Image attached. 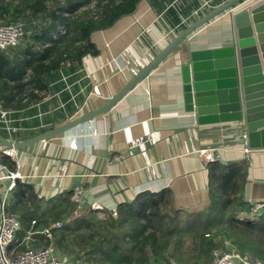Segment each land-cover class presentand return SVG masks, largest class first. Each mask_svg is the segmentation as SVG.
<instances>
[{"label": "crops", "instance_id": "obj_1", "mask_svg": "<svg viewBox=\"0 0 264 264\" xmlns=\"http://www.w3.org/2000/svg\"><path fill=\"white\" fill-rule=\"evenodd\" d=\"M205 1L140 0L135 12L92 35L100 49L97 55L86 56L76 68L65 64L39 103L12 115L22 127L18 133L11 137L0 133L22 141L100 107L175 35L227 0H210L212 6L203 7ZM255 1L245 0L233 11ZM231 22L226 12L197 29L105 113L54 138L16 149L20 171L30 175L27 183L45 198L69 190L74 198V189L83 188L82 205L89 207L96 201L103 214L142 191L169 187L178 208L194 210L209 200L210 163L199 151L215 147L218 161L246 160L245 197L253 203L264 202V148L245 153L241 123L199 125L196 115L185 108L181 65L191 49L230 44ZM145 28L148 31L143 32ZM1 145L5 144L0 140ZM2 163L7 164L0 159ZM6 183L0 182V195ZM55 248L68 259L67 264H89L78 254Z\"/></svg>", "mask_w": 264, "mask_h": 264}, {"label": "trees", "instance_id": "obj_2", "mask_svg": "<svg viewBox=\"0 0 264 264\" xmlns=\"http://www.w3.org/2000/svg\"><path fill=\"white\" fill-rule=\"evenodd\" d=\"M139 2L0 0V21L23 20L30 33L19 46L0 50V102L20 110L43 99L50 80L66 63L76 68L86 56L100 52L92 35L135 12ZM10 158L2 159L13 169ZM247 179L246 160H215L209 164V200L202 208H178L166 187L142 191L104 217L89 207L72 217L78 206L73 191L45 198L31 184L18 181L6 205L22 222L13 245L24 248L28 232L37 231L36 247L47 246L39 231L62 221L52 243L89 264H212L216 251L231 249L250 252L264 262V208L254 219L240 216L254 208L245 197Z\"/></svg>", "mask_w": 264, "mask_h": 264}, {"label": "water", "instance_id": "obj_3", "mask_svg": "<svg viewBox=\"0 0 264 264\" xmlns=\"http://www.w3.org/2000/svg\"><path fill=\"white\" fill-rule=\"evenodd\" d=\"M244 1L227 0L191 22L100 107L22 141H11L1 133L0 140L7 148L23 149L105 113L174 53L183 40L208 22L230 12L234 34L231 43L191 49L187 62L181 65L185 108L196 115L199 125L241 123L247 131L249 147L263 149L264 0L249 3L234 12V8Z\"/></svg>", "mask_w": 264, "mask_h": 264}, {"label": "built area", "instance_id": "obj_4", "mask_svg": "<svg viewBox=\"0 0 264 264\" xmlns=\"http://www.w3.org/2000/svg\"><path fill=\"white\" fill-rule=\"evenodd\" d=\"M211 6L212 1L210 0H206L203 3V7ZM146 31H148V28L143 30V32ZM25 33L26 26L23 20H18L16 22L0 21V50H8L11 47L19 46L23 43ZM64 73L65 72L63 70V77H65ZM32 103L34 105L39 103V101ZM17 111L18 110L16 109L5 108L0 102V130L7 132L10 137L14 136L22 129L20 125L15 124L16 119L12 116ZM10 137L8 138L11 140L12 138ZM242 140L244 152L250 153L251 148L249 147L248 134L245 129L242 133ZM3 155L13 158L15 160V167L12 169L5 163L0 165V182L3 183L4 180H7L4 193L0 195V264H67L68 259L62 257L60 252L52 243L55 230L62 228V221L52 222L39 231L44 240L49 242V245L47 246L36 247L33 245V242L35 241L33 235L37 233V231L28 232L24 238V248L17 249L13 245L17 240V234L21 229L22 222L18 214L7 212V200L9 199V195L16 188L17 182H28L30 180V175L24 174L20 171L21 163L17 158L15 148H7L5 145H1L0 159H2ZM199 155L205 161H215L219 158L217 148L215 147L201 149L199 151ZM74 190V198L78 202V206L72 217L80 216L83 212V208H85L82 205V198L85 193V189L75 188ZM249 202L254 205L252 212L254 214L264 208V202L253 203L250 200ZM89 208L100 211L102 209V205L94 201L89 205ZM33 223H35V221H33ZM171 264L176 263L172 262ZM212 264H264V262L250 252H242L236 249H231L216 251Z\"/></svg>", "mask_w": 264, "mask_h": 264}, {"label": "rangeland", "instance_id": "obj_5", "mask_svg": "<svg viewBox=\"0 0 264 264\" xmlns=\"http://www.w3.org/2000/svg\"><path fill=\"white\" fill-rule=\"evenodd\" d=\"M27 30H26V33H25V35H27ZM28 34H30V33H28ZM26 37V36H25ZM28 39V38H27ZM25 40V39H24ZM27 42V41H26ZM24 45V44H23ZM99 215L100 216H102V217H104L105 216V214H103V213H101V212H99ZM240 216L241 217H243V218H252V219H254V218H256V216H254V213H251V214H248V213H246V212H241V214H240Z\"/></svg>", "mask_w": 264, "mask_h": 264}]
</instances>
